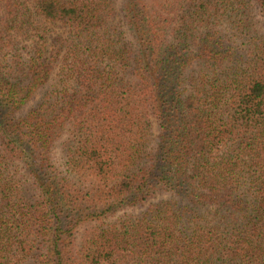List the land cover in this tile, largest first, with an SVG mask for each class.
Segmentation results:
<instances>
[{
    "label": "trees",
    "instance_id": "1",
    "mask_svg": "<svg viewBox=\"0 0 264 264\" xmlns=\"http://www.w3.org/2000/svg\"><path fill=\"white\" fill-rule=\"evenodd\" d=\"M258 17L0 0V264H264Z\"/></svg>",
    "mask_w": 264,
    "mask_h": 264
},
{
    "label": "rangeland",
    "instance_id": "2",
    "mask_svg": "<svg viewBox=\"0 0 264 264\" xmlns=\"http://www.w3.org/2000/svg\"><path fill=\"white\" fill-rule=\"evenodd\" d=\"M258 18H259V20H258L259 23H258L257 31H258L259 34H261L262 36H264V17H258ZM40 95H41V93L36 94V96L34 98V101H32V103H34L35 101H37L39 99ZM152 122H153L152 123V125H153V133H154V135H157V123H156L155 119H153ZM54 153H55V156L56 157H59L60 154H61L60 153V148L59 147L56 148L54 150ZM168 197L169 196L167 194H159L155 198H152L141 209H145L149 205V203H151V202H156V201H158L160 199H165V198H168ZM138 210H140V209H138ZM138 210H136L134 212H137Z\"/></svg>",
    "mask_w": 264,
    "mask_h": 264
}]
</instances>
